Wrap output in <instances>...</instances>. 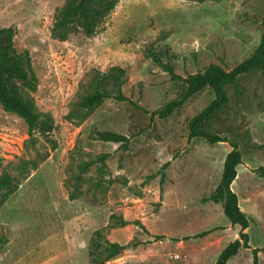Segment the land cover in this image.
Masks as SVG:
<instances>
[{"label": "rangeland", "instance_id": "obj_1", "mask_svg": "<svg viewBox=\"0 0 264 264\" xmlns=\"http://www.w3.org/2000/svg\"><path fill=\"white\" fill-rule=\"evenodd\" d=\"M65 1L0 0V26L12 27L36 51L40 83L33 98L55 124L54 142L29 136L20 117L0 106V173L18 174L24 159L39 161L0 205V236L7 239L0 264H90L87 244L96 229L111 241L139 242L104 264H213L240 230L220 203L201 200L221 177L230 140L242 156L231 188L250 224L249 247L226 264H253L252 249L264 246V77L253 70L226 86L227 104L206 129L227 141L188 140L190 119L214 92L205 87L169 115L151 118L149 112L180 98L183 83L149 51L166 52L163 59L183 76L210 63L232 68L259 43L264 0H118L93 35L62 39L53 26ZM113 65L129 70L123 91L140 108L108 98L79 120L77 102L95 70ZM95 130L130 137L122 159L119 144L94 138ZM111 214L128 223L108 228ZM201 231L209 232L191 237ZM257 255L264 264V251Z\"/></svg>", "mask_w": 264, "mask_h": 264}, {"label": "trees", "instance_id": "obj_2", "mask_svg": "<svg viewBox=\"0 0 264 264\" xmlns=\"http://www.w3.org/2000/svg\"><path fill=\"white\" fill-rule=\"evenodd\" d=\"M204 1V0H197ZM118 0H66L58 10L53 31L58 33L62 39L70 35L81 33L91 36L95 33L100 22L114 9ZM262 31L259 43L253 53L236 64L232 68L225 69L219 64L210 63L202 71L189 73L185 76L175 72L170 60H164L166 52L149 51V56L162 69L167 72L171 79L181 80L183 90L180 98L165 103L160 109L149 112L151 118L154 115L164 117L169 115L176 107L191 95L205 87H210L214 92V98L189 121L188 140L203 137L210 143L227 141V137L206 129L209 119L214 116L228 101L226 86L236 82L237 78L247 72L259 70L264 77V16L261 21ZM129 70L122 65H113L105 70L96 69L87 84L86 92L80 97L75 110L79 120L85 119L105 99L124 101L139 107L137 103L124 94L123 85L127 81ZM40 83V63L36 58V51L32 42L21 39L10 26H0V106L7 112L21 119L23 131L31 136L34 132L46 137L51 142L50 133L55 129V124L49 115L38 110L33 95L37 92ZM148 112V111H147ZM94 138L118 143L122 153L128 148L130 137L112 130H95ZM230 151L226 154L221 177L214 190L207 196L202 197V202L213 201L220 203L223 214L231 225L239 226L238 237L225 245L217 255L213 264H226L236 255L241 247H249L248 233L244 231L250 224L248 216L238 204L237 194L232 190L231 184L237 175V166L241 163V152L235 141H229ZM107 154L100 156L104 161ZM42 160V158H41ZM20 172L12 174L4 171L0 173V205H2L11 194L19 187L21 181L29 175L30 171L36 169L39 161L37 159H24L20 162ZM90 164L89 161L80 165L84 170ZM169 161L164 162L159 171V181L162 185L165 181V169ZM259 171L264 176V167ZM149 175L148 178H151ZM128 223L123 217L110 215L108 228L124 226ZM209 231H201L191 235L199 238ZM7 242L5 237L0 236V249ZM139 242L119 243L109 240L101 229L91 233L87 244V260L90 264H104L115 258L124 250L133 248ZM264 246L253 248V264H258L257 253Z\"/></svg>", "mask_w": 264, "mask_h": 264}]
</instances>
